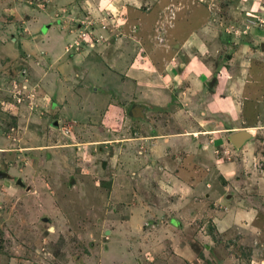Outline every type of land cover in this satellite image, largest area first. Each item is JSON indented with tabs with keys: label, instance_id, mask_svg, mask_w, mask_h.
I'll list each match as a JSON object with an SVG mask.
<instances>
[{
	"label": "rangeland",
	"instance_id": "374dc122",
	"mask_svg": "<svg viewBox=\"0 0 264 264\" xmlns=\"http://www.w3.org/2000/svg\"><path fill=\"white\" fill-rule=\"evenodd\" d=\"M43 2L0 0V172L9 177L0 179V264H264V0H139L144 46L121 50L135 56L118 72L104 38L76 54L72 34L69 55L65 22L47 36L45 25L23 31ZM114 14L119 31L105 43L127 40L126 26L138 34V21ZM58 17L64 21L50 24ZM192 32L207 55L201 45L181 48ZM223 62L233 78L247 67L242 120L259 125L240 152L198 135L230 123L200 111L206 91L223 92L233 79L224 73L215 86L192 70ZM131 65L141 74L129 73ZM132 102L147 107L143 119L128 118ZM175 122L188 124L172 142L176 156L152 138L175 134ZM187 132L198 141L180 142ZM162 160L176 183L157 184ZM178 248L190 263L174 259Z\"/></svg>",
	"mask_w": 264,
	"mask_h": 264
},
{
	"label": "crops",
	"instance_id": "0c3cea01",
	"mask_svg": "<svg viewBox=\"0 0 264 264\" xmlns=\"http://www.w3.org/2000/svg\"><path fill=\"white\" fill-rule=\"evenodd\" d=\"M37 2V1H36ZM139 0H44V2L42 3V5L37 6L39 7V9L34 10V12H31L29 14H27L26 18H24V20H22L21 25L25 28L23 29V31H28V32H33L35 29L41 28V25H45V35L48 34L49 30L53 27H57L59 30H62V25L64 22L66 24H68V28L66 29L65 34L68 32L69 35H67V37L64 38V40H66V44L67 42H69L68 39H70V35H74V39H72V43L76 42V49L75 52L76 54L80 53L81 50L84 49V47H90L93 48V42L92 41H98V38H104L103 41H99L100 43L104 42V45L107 44V47L113 49V51L111 52V54H113L112 56L109 57V60L112 61L113 64H111L112 66V70L115 69L116 72H118L120 70L121 67H123V65L125 64L126 61H128L129 58H133L135 55L130 54V55H126L123 56L121 54V50L123 52H125V49L127 48V50L129 48H133L132 51L136 50L137 46H140V42L142 43V46H144V41L142 40L143 35L139 34V28H141L142 32L145 33V30L148 28L147 23L145 22V19L142 20L141 16H138L137 14V4H138ZM131 6V7H130ZM41 7V8H40ZM67 9L68 8V14H63L61 12H63V9ZM119 10L120 12H123L124 15L127 16V19H131L132 21H138V23L135 26H132L133 29L137 30L138 34L136 33L135 36H131L130 35V29H131V25L130 26H126L123 27L121 29V31H125L126 28L128 31L124 32V33H129L127 40L122 41V39L116 38L115 40H113V44H109V43H105L107 40H111V35L109 34V32L111 33L112 31L116 32L119 31L118 27H115L116 25H112L111 23L114 21L113 17L115 16L114 12ZM36 11H39L37 13V15H33L36 13ZM9 12H13L11 10V8L9 9ZM109 12V13H108ZM122 14V13H121ZM246 15L253 17L254 15L249 14V13H245ZM147 16V14H144ZM55 16H65L63 18L64 21H62L61 17H58V19L60 20V22L55 21L54 24H50L52 23V18ZM125 21V19H124ZM103 22V25H102ZM60 23V24H59ZM48 24V25H46ZM52 25H55L52 27ZM123 26V24H122ZM125 26V25H124ZM70 27V28H69ZM69 29V30H68ZM57 31V30H56ZM118 33V32H117ZM47 36V35H46ZM45 36V37H46ZM194 36V38H193ZM40 37L39 35H37L36 38ZM193 38V40H192ZM196 38V41H194ZM76 39V40H75ZM105 40V41H104ZM192 40V41H191ZM199 40V39H198ZM71 41V39H70ZM108 42V41H107ZM190 42H194V43H190ZM70 43V42H69ZM70 43V44H72ZM198 41L197 42V37L196 34H194L192 32V34H189L188 37L185 38V41L183 44H181V48H186V51L189 50L191 47H187V44H191L192 46H202L203 47V51H204V55H207V49L204 46V44ZM65 45V43H64ZM243 46V45H242ZM195 47V48H196ZM97 50V49H94ZM72 53H74L73 50H71ZM98 51V50H97ZM100 52V51H98ZM97 52V53H98ZM101 53V52H100ZM99 53V54H100ZM68 54L70 55L71 53L68 52ZM82 54V53H81ZM198 54V53H197ZM118 56V59L115 61L114 57ZM144 56H146L145 54H140L137 55L136 58H143ZM199 56V55H198ZM103 56L100 54L99 58L101 59ZM105 58H107V55H104ZM228 59V58H227ZM102 60V59H101ZM162 61V59H160ZM175 59L172 58L171 62H174ZM104 62V61H103ZM171 62L169 61H164L163 64L164 65V70L166 68H168V70L170 69L169 66H171ZM190 61L185 62L186 64H180L179 66L182 67L181 69H185L189 64ZM131 64H135L134 61L131 62ZM240 64V63H239ZM245 63L242 62L243 66ZM131 65L129 70V73H135L140 75L141 71H138V73L133 72L132 70H137L138 66H133ZM226 62H223L222 64H220L221 68L217 69V68H212V67H208L207 69H204L202 74L199 73L198 75L195 74L194 70H192V74L191 76L195 75L196 79H201L206 81L207 79L211 78V84L218 86L221 81V76L225 73L227 75V79H233L230 80L232 81L231 84L227 85V88L225 91L223 92H218L216 90H208L206 91V94L208 96L206 102H205V106H204V111H200V115L201 116H208V115H212V116H220L223 118H226V120H228V123L230 121V123L228 125H222L219 124L218 126L215 125V129L214 130H208V131H203L200 132L198 131V135H206L205 133H208V135L213 136V140L211 144H216V147H221V145H223L224 143H228L227 141V137L234 132L237 131H246V132H250L252 129H258L259 126L256 122H254V124L251 122V124H246L244 125V121L242 120V110H243V103L244 101L248 100V96L247 93H244V82L246 80V78H244V72H245V68L247 67H241L240 72H238V75L235 76L234 78L232 77L233 74H230L228 71V68L225 67ZM167 66V67H166ZM240 66V65H239ZM175 67L171 68V70H174ZM191 68L188 67V71ZM210 69L212 71L211 72ZM187 71V72H188ZM247 71V70H246ZM115 72V73H116ZM127 70L124 72V76L128 75L126 74ZM186 72V73H187ZM174 73V71H173ZM115 75V74H114ZM165 75H167L165 73ZM220 77H219V76ZM232 75V76H231ZM161 79L164 78L163 76H159ZM216 77V78H215ZM143 76H141L139 78V86H140V82L141 80H143ZM158 79V78H157ZM167 79V77L165 78ZM165 79H162V81H164ZM175 78H173L174 80ZM198 81V80H197ZM244 81V82H243ZM135 82V81H134ZM153 86V85H151ZM142 89V87L139 88V91ZM151 89H154V92H160L161 90L158 89V87H152ZM216 89V88H215ZM189 90V89H186ZM142 91V90H141ZM183 94V92H181V95ZM154 95V99L157 102H160L159 99H163V97H161V94L159 95L157 94H153ZM124 97L128 98L130 97V93H125ZM130 99V98H129ZM128 99V100H129ZM113 103V102H110ZM115 104V103H114ZM140 103L137 102H132L130 104V109L128 110V118H135L133 117V115H136L137 112H134V108L135 107H140L139 105ZM108 106V104H106ZM112 105V104H111ZM113 106V105H112ZM153 106H158L160 107L159 104H154ZM111 108H116L117 110H120L118 106H113ZM252 109V107H251ZM141 110V115L142 117L138 119H143V112L147 111V107L142 106ZM253 111L255 112V115L253 114V117L256 118L257 116V111L255 109H253ZM146 114V112H144ZM136 118V119H137ZM130 120V119H129ZM241 123V125H243L242 127H238L236 122ZM176 122L172 123V127L175 128ZM188 124L186 122H182L180 124H177L174 133H157L155 134L154 138H160L162 140H160V142L163 144H159L158 149H164L165 147L170 148V150H168L169 153H172V155H174L173 151L176 152V150L173 147V143L178 141L177 138L179 137V134H177L179 131L184 132L185 127H187ZM167 129L169 128L168 126L166 127ZM179 130V131H178ZM170 132V131H169ZM186 133V132H184ZM189 134V137L186 139H179L180 142H185L186 140H190V141H194L199 139L198 135H196L195 137L193 136V132H187V135ZM225 134V135H224ZM192 135V136H191ZM221 136H224V138H222ZM252 136V134L250 133V137ZM148 136H144V140L147 139H152ZM252 138V137H251ZM250 139V138H249ZM248 139V140H249ZM246 140L245 142H243L240 147H238L237 149L233 148L234 151L235 150H239V151H235V152H240L241 151V147L243 145H245V143L248 141ZM173 142V143H172ZM229 144V143H228ZM230 145V144H229ZM199 149L198 146H196V149ZM165 150V149H164ZM235 154V153H234ZM176 156V155H174ZM154 158H159L156 155L154 156ZM159 164L163 165V167L161 169H158V171H156V176L158 175L159 178H156V182L157 184H159V186L161 185V183L163 182L162 180H168L170 182V180H175L176 183V179L173 178L172 173V169H169L168 167H164V162L163 160L159 162ZM160 172V173H158ZM169 175H171L169 177ZM179 175V174H178ZM218 175L220 176H224L222 173H218ZM167 176V179H164V177ZM180 181H182V179H179ZM178 181V180H177ZM179 181V186L183 185V183H181ZM182 189V188H181ZM181 191V190H179ZM177 202V198L176 201ZM178 204V202H177ZM171 207H176L175 205H170ZM174 255V259L180 260L181 262H183L184 260L186 261V263H190V259H189V255L186 251V249L183 248H178L177 251L173 252Z\"/></svg>",
	"mask_w": 264,
	"mask_h": 264
},
{
	"label": "water",
	"instance_id": "95a60500",
	"mask_svg": "<svg viewBox=\"0 0 264 264\" xmlns=\"http://www.w3.org/2000/svg\"><path fill=\"white\" fill-rule=\"evenodd\" d=\"M141 108L139 107H135L134 108V112H137L136 115H133V117L137 118H141ZM250 138V133L246 132V131H237L234 133H231L228 137H227V141L228 143L235 149H237L238 147H240V145L245 142L246 140H248ZM0 179H9L8 176H6L5 173L0 172ZM15 184L21 186L20 181L18 179H16Z\"/></svg>",
	"mask_w": 264,
	"mask_h": 264
},
{
	"label": "built area",
	"instance_id": "2783aa9c",
	"mask_svg": "<svg viewBox=\"0 0 264 264\" xmlns=\"http://www.w3.org/2000/svg\"><path fill=\"white\" fill-rule=\"evenodd\" d=\"M74 45L76 46V43H74ZM72 44H66L64 49H65V52L67 53L69 51V48H71Z\"/></svg>",
	"mask_w": 264,
	"mask_h": 264
},
{
	"label": "flooded vegetation",
	"instance_id": "af4514ba",
	"mask_svg": "<svg viewBox=\"0 0 264 264\" xmlns=\"http://www.w3.org/2000/svg\"><path fill=\"white\" fill-rule=\"evenodd\" d=\"M142 106H144V105H140V107L142 108ZM146 107V106H145Z\"/></svg>",
	"mask_w": 264,
	"mask_h": 264
},
{
	"label": "clouds",
	"instance_id": "9594fccd",
	"mask_svg": "<svg viewBox=\"0 0 264 264\" xmlns=\"http://www.w3.org/2000/svg\"><path fill=\"white\" fill-rule=\"evenodd\" d=\"M66 45V44H65ZM65 45H64V47H65ZM65 52V51H64ZM66 53V52H65Z\"/></svg>",
	"mask_w": 264,
	"mask_h": 264
}]
</instances>
